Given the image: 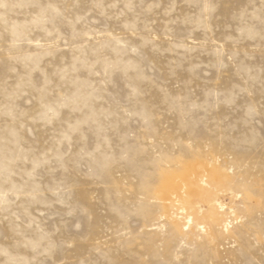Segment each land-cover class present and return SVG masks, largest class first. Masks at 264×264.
<instances>
[{"label":"rangeland","instance_id":"1","mask_svg":"<svg viewBox=\"0 0 264 264\" xmlns=\"http://www.w3.org/2000/svg\"><path fill=\"white\" fill-rule=\"evenodd\" d=\"M0 264H264V0H0Z\"/></svg>","mask_w":264,"mask_h":264},{"label":"bare ground","instance_id":"2","mask_svg":"<svg viewBox=\"0 0 264 264\" xmlns=\"http://www.w3.org/2000/svg\"><path fill=\"white\" fill-rule=\"evenodd\" d=\"M208 202H214L215 203L214 207L217 206L221 210H224V206L222 205V203H220L217 200V197H214L213 199H210ZM219 212H220V210H219ZM219 214H218V211L215 208H213L210 212H208V215H207V218L209 220V224L211 225V230L213 231V234H215L218 237H220V235H221V231H220L219 227H222V228H225L226 230H228L227 228H228V225H229L228 223L219 220V218H218ZM218 221H220V223H218ZM198 229L203 230V227H200Z\"/></svg>","mask_w":264,"mask_h":264}]
</instances>
